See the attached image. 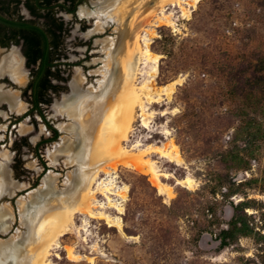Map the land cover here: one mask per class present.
I'll return each mask as SVG.
<instances>
[{"label":"rangeland","instance_id":"374dc122","mask_svg":"<svg viewBox=\"0 0 264 264\" xmlns=\"http://www.w3.org/2000/svg\"><path fill=\"white\" fill-rule=\"evenodd\" d=\"M110 1L87 0L79 7L78 15L89 28L82 31L83 25L79 23L70 27L65 47L67 61L83 63L67 73L70 78L64 86L68 90L54 95L46 109L48 120L61 136L41 151L49 168L43 175L42 165L27 147H23L19 155L23 167L16 170L13 145L25 137L35 146L41 139L49 137L50 132L37 115L34 121L29 117L19 124H12L13 117L25 111L12 112L9 102L6 101V107L0 103V162L7 160L4 172L11 182L10 195L0 198V208L9 207L12 214L9 221L0 227V243L10 241L18 233H25L18 202L22 199L30 204V197L42 191L46 179L51 181L53 192L49 197L52 200L65 197L72 191V179L78 167L67 162L68 154L61 153L54 158L50 154L62 142V137L68 136L60 129L61 126L73 122L60 110L74 99L75 76L78 71L81 73L83 92L97 89L102 79L100 70L106 60L103 50L105 38L120 35L116 30L117 24L106 21L100 12ZM164 1L162 9L154 11L151 17L155 26L146 24L140 36L141 43L150 38L152 57H158V65L154 69L152 60L141 58L134 83L141 100L135 109L128 137L122 142L123 149L142 155L150 172H143L131 164L119 165L115 170L108 167L110 172L101 173L93 187L94 198L89 200L93 215L75 212L70 200L63 198L68 224L52 244L46 257L48 264H261L257 257L259 247L252 239L243 238L236 245L222 249L216 237L204 231L196 242L194 236L198 229L195 221L204 227L203 219L196 215L189 222L170 219L160 201L162 199L170 205L179 197L180 188L191 192L200 188L197 176L199 172H206L209 160L204 152L212 147L218 150L226 148L233 133V129H229L226 136L216 143L217 131L221 124H226L218 116H228L229 124L236 127L239 124L237 115L243 110L257 116L264 131V96L245 98L229 93V73L233 67H245L257 58L264 59V2L200 0L194 4V0ZM142 4H139V9L143 18L156 2L145 0ZM23 13L29 18L26 11ZM65 18L71 20L70 16ZM132 20V16L128 18V27H132ZM147 32L154 33V36L150 37ZM142 48L145 49L144 46ZM1 52L3 60H12L16 56L22 58L16 46ZM118 73L115 63L111 78L116 80ZM23 76L26 82L22 85L10 76L19 87L10 85L8 89H0L10 96L16 95L20 104L25 103L20 98V88L28 80V71L24 67ZM151 82L161 91L159 95L152 93V98L158 99V103H148L140 90L144 84L150 86ZM174 82L176 85L172 89L169 84ZM184 113L187 116L183 117ZM143 118L147 119V126H143ZM81 145V140L74 142L73 154L80 151ZM174 145L177 152L173 150ZM240 145L245 146L243 141ZM253 149L254 155L249 157L251 169L233 172L238 180L259 178L264 170V137ZM38 179V186L32 189ZM249 197L257 202V210L250 213L260 227L264 225V194L252 189ZM42 201L45 198L40 196ZM219 215L228 220L230 206L222 204ZM67 247L73 251V260L68 256Z\"/></svg>","mask_w":264,"mask_h":264},{"label":"trees","instance_id":"16d2710c","mask_svg":"<svg viewBox=\"0 0 264 264\" xmlns=\"http://www.w3.org/2000/svg\"><path fill=\"white\" fill-rule=\"evenodd\" d=\"M86 2L87 0H0V19L3 20L0 21V44L9 47L11 44L19 45L22 42L23 54L30 72V81L22 89V96L30 104V109L22 115L13 117L12 124H19L29 117L34 121L37 115L51 134L41 139L35 146L25 137L20 142L15 141L13 150L16 151L14 165L16 170L23 167L19 157L23 147H27L35 154L43 167L42 175L49 169L41 151L57 142L61 134L48 120L46 109L51 105L54 95L68 90L67 86H64L70 78V74L67 73L75 66H82L83 61L66 62L68 56L65 54V47L71 26L79 23L83 25L82 31L89 28L86 22L77 16L79 6ZM21 4L30 11L33 19L26 20L18 14ZM61 11L71 13L73 20L66 23L58 17ZM13 14L17 15V20L11 19ZM229 93L245 98L264 96V59L257 58L254 63L245 67H233L229 73ZM182 116L187 114L184 113ZM237 117L239 124L233 127L229 124L231 120L228 116H218V119L226 124H221L220 130L217 131L216 143L226 136L229 129L232 128L233 133L226 148L218 150L212 147L204 152L209 160L206 172H199L197 176L201 182L200 188L195 192L180 188L177 199L170 205L161 199L160 206L170 219L189 222L194 215L203 219L204 227H200L199 222L195 221L198 229L194 236L196 242L204 231L214 235L222 249L236 245L243 238L252 239L259 247L257 257L261 264H264V225L259 227L253 213H250L251 210H257V202L249 197V190L252 189L264 194V170L259 178L238 180L233 175V172H247L251 169L249 157L254 155L253 147L263 139L264 131L257 116H251L241 110ZM241 141L245 146L240 145ZM38 184L39 179L32 189ZM181 194L186 197H182ZM222 204H228L231 208L228 220L219 215V207Z\"/></svg>","mask_w":264,"mask_h":264},{"label":"bare ground","instance_id":"6f19581e","mask_svg":"<svg viewBox=\"0 0 264 264\" xmlns=\"http://www.w3.org/2000/svg\"><path fill=\"white\" fill-rule=\"evenodd\" d=\"M133 1L111 0L109 5L105 6L106 9L100 11L106 21L117 24L116 30L120 35L117 38H105L103 50L106 53V60L100 70L102 79L99 81V87L93 91L83 92V77L78 71L72 88L74 99L60 110L73 122L61 126L60 129L68 136L62 137V142L55 147L53 153L50 152V155L54 158L61 153L68 154L67 162L78 167V172L72 179V191L65 197L50 199L53 189L49 178L44 181L43 189L38 193L39 196L30 197V204L22 199L18 202L26 231L18 233L8 242L0 243V264H48L46 257L49 256V250L68 224L67 207L63 203V198L70 200L75 212H87L93 215L89 206L90 198H94L93 187L101 173L110 172L108 167L115 170L119 165L131 164L143 172H150L142 155L123 149L122 142L128 137L135 109L141 100L134 86L141 58L144 57L147 61L152 60L155 64L154 69L158 65V57H152L150 38H145L141 43L140 36L146 24L155 26L151 17L154 11L162 9L165 1L155 0L156 4L150 7V13L143 18L140 15L139 4L145 0ZM199 1L194 0V4ZM172 3L174 4L173 1ZM182 11L186 13V10L182 9ZM131 16L134 23L132 22V27H128V18ZM148 34L150 37L154 36V33ZM142 46L145 47L144 50ZM115 63L119 73L117 79L113 80L111 71ZM6 73L21 85L26 82L23 76V62L18 56L12 60L4 59L2 63L0 62V75L3 76ZM154 84L151 82L150 86L144 84L140 88L148 103L159 102L158 99L152 98V93L159 95L161 92L154 87ZM175 85L176 82L169 84V87L173 89ZM17 99L16 95L10 96L0 90V102L7 101L10 103L12 112L22 113L25 111L26 104H20ZM142 124L147 126L146 118H143ZM77 140L82 142L81 149L73 154V145ZM173 147V150L177 152V146ZM10 186L9 175L3 170L0 176V198ZM40 196L44 197L45 201L40 202ZM10 214L9 207L0 208V227L9 221ZM100 218L104 219L103 216ZM66 250L69 258L73 260L72 249L67 247Z\"/></svg>","mask_w":264,"mask_h":264},{"label":"flooded vegetation","instance_id":"af4514ba","mask_svg":"<svg viewBox=\"0 0 264 264\" xmlns=\"http://www.w3.org/2000/svg\"><path fill=\"white\" fill-rule=\"evenodd\" d=\"M22 1H25V0H22ZM80 7V6H79ZM78 10H79V8H78ZM78 10H77V16H78V18H79V15H78ZM23 11H26V13H27V15L29 16V18H27L26 17V14H24L23 13ZM13 12V11H12ZM18 14L20 15V16H23L24 17V19H33V16L31 15V13H30V11L24 6V4H21L20 6H19V12H18ZM65 16H70L71 17V20H67L66 18H65ZM58 17H61L66 23H69V22H71L72 20H73V15L71 14V13H67V12H65V11H61V12H59L58 13ZM11 19H14V20H17V15H15L14 16V14H13V16L11 17ZM3 21V20H2ZM72 24H73V22H72ZM74 26V25H73ZM89 44H90V42H89ZM88 44V45H89ZM0 46L2 47V48H4V49H8V48H10V47H12V46H16L18 49H19V52H20V54H21V56H22V61H23V67H24V69L25 70H27L28 71V80H27V84L24 86V87H22V88H20V91H21V96H20V98H21V100L23 101V102H25V104L27 105V108H26V110H25V112L24 113H26L29 109H30V104L26 101V99L25 98H23V96H22V89L23 88H25L27 85H28V83H29V81H30V72H29V69L27 68V60H26V58H25V56H24V54H23V50H22V48H23V43L21 42L19 45H15V44H11L9 47H3L1 44H0ZM89 48H90V46H89ZM66 62H69V61H67L66 60ZM77 62H80V61H77ZM69 63H76V62H69ZM76 67V66H75ZM74 68V67H73ZM13 86V87H19V86H17V84H15L12 80H11V78H10V76L9 75H3L2 77H0V89L2 90V88L4 87L5 89H8L9 88V86ZM4 89V90H5ZM0 103H3V105H5L4 107H6L7 105H8V103L6 102V101H1ZM23 113V114H24ZM2 227V226H1Z\"/></svg>","mask_w":264,"mask_h":264},{"label":"crops","instance_id":"0c3cea01","mask_svg":"<svg viewBox=\"0 0 264 264\" xmlns=\"http://www.w3.org/2000/svg\"><path fill=\"white\" fill-rule=\"evenodd\" d=\"M6 164H8L7 160H6L5 162H0V174H1L2 171L4 170V167H5ZM9 181H10V179H9ZM10 187H11V186H10ZM10 187H9V188H10ZM8 190H9V189H8ZM8 190H7V191H8ZM7 191H6V192H7ZM6 192H5V193H6ZM5 193H4V194H5Z\"/></svg>","mask_w":264,"mask_h":264},{"label":"water","instance_id":"95a60500","mask_svg":"<svg viewBox=\"0 0 264 264\" xmlns=\"http://www.w3.org/2000/svg\"><path fill=\"white\" fill-rule=\"evenodd\" d=\"M0 21H2V20L0 19ZM2 50H5V49L2 48V47L0 46V61H1V59H2V55H1V53H2L1 51H2ZM0 77H2V76L0 75ZM6 194H7V195H10V194H9V191L6 192L4 195H6ZM4 195H3V196H4Z\"/></svg>","mask_w":264,"mask_h":264}]
</instances>
